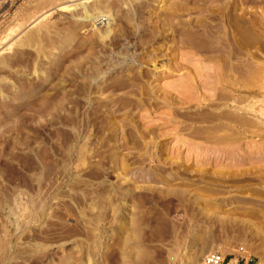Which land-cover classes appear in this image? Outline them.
I'll return each mask as SVG.
<instances>
[{"label":"rangeland","instance_id":"374dc122","mask_svg":"<svg viewBox=\"0 0 264 264\" xmlns=\"http://www.w3.org/2000/svg\"><path fill=\"white\" fill-rule=\"evenodd\" d=\"M239 245L264 264V0H0V264Z\"/></svg>","mask_w":264,"mask_h":264},{"label":"built area","instance_id":"2783aa9c","mask_svg":"<svg viewBox=\"0 0 264 264\" xmlns=\"http://www.w3.org/2000/svg\"><path fill=\"white\" fill-rule=\"evenodd\" d=\"M167 264H257L252 263V259L244 254V247L237 246L232 255L227 256L218 250L206 252L198 261L189 262L186 260L175 261Z\"/></svg>","mask_w":264,"mask_h":264},{"label":"bare ground","instance_id":"6f19581e","mask_svg":"<svg viewBox=\"0 0 264 264\" xmlns=\"http://www.w3.org/2000/svg\"><path fill=\"white\" fill-rule=\"evenodd\" d=\"M96 9V8H95ZM100 12H102L101 10H97V11H88L86 8H85V11L83 12L84 13V17H86V18H91V19H89V20H92L93 22H95V23H101V21H107L108 19H109V17H110V14H108V15H103V14H98V13H100ZM242 12H244V10L242 11ZM51 12L50 11H48L47 12V14L46 15H48V14H50ZM45 14V13H44ZM242 14V13H241ZM242 16V15H241ZM45 17V16H44ZM41 18H43L42 17V15H40L38 18H35V20H33L32 21V23H30L32 26H34V25H36L38 22H40L39 20L41 19ZM240 18V17H239ZM241 19V18H240ZM243 19H245V18H242L241 20H243ZM100 21V22H99ZM246 21H248V20H246ZM243 23H244V20H243ZM245 24V23H244ZM248 24V23H247ZM246 24V25H247ZM218 25V24H217ZM221 25V24H220ZM249 28V27H248ZM262 28V27H261ZM102 30H103V28H101ZM107 30H109L108 28H106V29H104L103 31H104V33L107 31ZM244 31V30H243ZM246 31V30H245ZM244 31V32H245ZM210 32V31H209ZM45 33V32H44ZM103 34V33H102ZM212 34V33H211ZM222 34V33H221ZM224 34V33H223ZM46 35V34H45ZM36 36V35H35ZM209 36V35H208ZM28 37H30V36H28ZM2 42V41H1ZM231 44V43H230ZM225 47V46H224ZM228 50V49H227ZM223 52V51H222ZM242 61H244V60H242ZM241 61V62H242ZM245 61H247V60H245ZM245 63H247V62H244V65H242V66H245ZM225 64H227V63H225ZM243 64V63H242ZM245 67H247V66H245ZM244 68V67H243ZM243 68H242V70L241 71H244L245 72V70H243ZM246 69V68H245ZM234 72V71H233ZM244 72H240L241 74H243ZM247 72V71H246ZM217 75V74H216ZM244 75V74H243ZM226 77H228V76H226ZM217 79V78H216ZM222 81V80H221ZM248 88V87H247ZM246 90V89H245ZM248 91V90H247ZM244 92V91H243ZM244 95V94H243ZM245 96V95H244ZM247 97V96H246ZM245 97V98H246ZM247 105V104H246ZM247 107V106H246ZM245 107V108H246ZM244 108V109H245ZM263 113V112H262ZM263 115V114H262ZM215 126V125H214ZM217 126V125H216ZM215 126V127H216ZM196 255V254H195ZM197 256V255H196Z\"/></svg>","mask_w":264,"mask_h":264}]
</instances>
